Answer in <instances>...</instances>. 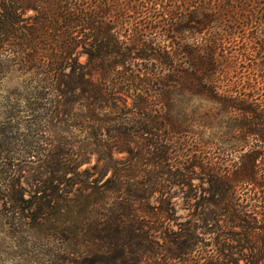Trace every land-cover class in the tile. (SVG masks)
Here are the masks:
<instances>
[{"label":"trees","instance_id":"16d2710c","mask_svg":"<svg viewBox=\"0 0 264 264\" xmlns=\"http://www.w3.org/2000/svg\"><path fill=\"white\" fill-rule=\"evenodd\" d=\"M199 4L184 26L228 29L173 45L158 21L150 39L124 32L117 0H0V76L19 79L5 98L23 122L0 148V213L37 264H264V0ZM226 67L241 70L218 75ZM181 90L233 110L248 138L234 168L209 145L187 152L171 102ZM60 124L69 134L52 132ZM197 168L208 196L170 225L149 199L191 185Z\"/></svg>","mask_w":264,"mask_h":264},{"label":"rangeland","instance_id":"374dc122","mask_svg":"<svg viewBox=\"0 0 264 264\" xmlns=\"http://www.w3.org/2000/svg\"><path fill=\"white\" fill-rule=\"evenodd\" d=\"M121 3L123 11H125V22L122 29L124 32H129L133 28L136 29L141 36L150 39L155 36L152 25L158 21L159 24L164 23V27H169L166 42L183 44L187 37L191 39H198V41L208 43L213 38V33L220 31L222 28L228 29L227 25H222L219 20H212L207 25L201 28H187L183 25L182 20L186 13V6H196L200 3L202 7H206L208 12H215L219 2L226 4H235L236 0H117ZM189 1L192 4L189 6ZM245 5L247 0H242ZM188 4V5H187ZM218 4V5H217ZM160 11L163 14L157 16L155 12ZM156 16V18H155ZM183 16V17H182ZM229 17V16H227ZM180 20V21H179ZM233 22L231 18L230 22ZM175 27H181L176 29ZM186 27V28H185ZM199 29V30H198ZM238 27L234 30L238 32ZM240 42V38L231 40L233 42ZM218 51V50H217ZM84 59V55L81 56ZM137 61L150 63V59L139 58ZM244 59H239L237 66H241ZM244 69V68H242ZM241 68H225L223 72H219L220 76H229L232 79L236 75V71ZM240 73V72H239ZM19 79L13 72H6L2 77L0 76V148L4 147L2 142L6 139L10 132L13 131L12 126L17 125L21 127L22 120L18 118V113H14L10 104L5 98L8 90L17 86ZM229 85V84H228ZM172 106L177 109L184 123L186 124V131L179 133L178 137L184 144H189L187 152H192L193 148L197 145L206 144L208 151L206 156L217 165L221 167L234 168L238 161H240L243 149H247L246 136L235 130L233 110L229 112L221 101L214 98L207 97L205 94L194 95L188 91L181 90L179 92L171 93ZM14 118L11 117V112ZM16 127L14 128V130ZM52 132L55 135L69 134L68 131L63 129V126H53ZM18 135V133H17ZM72 137V136H71ZM73 138L79 139L78 146L80 150V159L83 161L80 167H90L96 161V154L89 152L90 144L87 143L81 136V133L75 131ZM19 143V142H18ZM15 144L12 148L19 149L20 145ZM187 146V145H186ZM118 156L121 153L117 154ZM197 174L192 179L191 185H177L171 188L164 194L155 193L150 197L151 203L160 204L168 209L170 225H174L175 221L183 220L189 216V213L194 208V203L197 200L204 199L208 196V192L204 189L208 184L202 181L199 175V169L196 170ZM32 173V172H31ZM26 174H29L26 172ZM26 245L19 240L15 235L10 233L3 217L0 213V264H37L36 257L31 252L26 250Z\"/></svg>","mask_w":264,"mask_h":264}]
</instances>
